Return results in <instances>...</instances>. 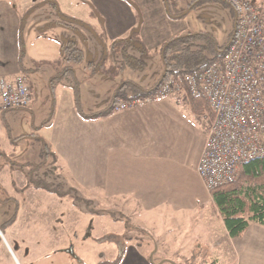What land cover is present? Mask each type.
<instances>
[{
    "label": "crops",
    "instance_id": "obj_1",
    "mask_svg": "<svg viewBox=\"0 0 264 264\" xmlns=\"http://www.w3.org/2000/svg\"><path fill=\"white\" fill-rule=\"evenodd\" d=\"M50 1L0 0V78L26 77L25 74L30 72L31 82L26 79L33 99L29 109L0 110V136H6L11 147L27 157L33 146L29 143L40 144L30 136L43 138L51 152L47 163L50 173L44 174L61 187L68 185V190L82 195H100L102 203L118 206L119 211L135 225V231L142 235L139 240L128 242L122 264H264V227L252 223L242 238L232 239L197 173L207 138L204 116L208 111L204 112L203 100L170 97L119 111L107 119L85 121L77 112L70 81L65 76L54 85L56 109L51 122L35 131L51 115L52 80L71 67L64 60L63 47L75 42L83 52L84 62L73 69L82 83V96L86 95L87 87L91 90L90 99L95 106L92 110L82 108L90 115L108 108L115 90L123 81H132L144 89L158 84L164 74L160 51L172 39L190 33L187 17L183 20L170 18L166 9L167 4L171 7L170 0L168 3L167 0H62L60 4L66 10L61 11L59 4L51 1L54 3L51 6L57 5L59 10L53 7L54 11H47L45 5ZM191 1L182 0L180 4L175 0L176 14L185 11ZM63 19L82 22L87 27L75 26L74 31L61 24ZM24 21L25 50L22 52L20 38ZM92 23L97 25L100 33H82L84 29L92 31ZM132 39L137 42L131 45L129 54L145 63L142 71L120 70L121 57L110 49L113 43ZM101 41L110 49V55L98 73L115 68L121 74L113 80L111 87L103 73L94 76L95 67L105 55ZM136 46L145 49L146 54L138 51ZM88 51L91 58L87 62ZM153 57L158 62L157 77L153 81L141 78L148 71ZM41 64L45 70L44 80L39 84L42 67L37 66ZM44 87L49 90L48 96ZM104 87L108 89L106 99L99 103ZM43 101H47L46 118L38 124L37 115ZM23 112L30 114L26 123L30 132L16 136L14 132L21 127L18 121L24 118ZM22 136L28 138L15 143L10 138ZM42 151L40 146L37 162H19L0 150L19 165L41 164ZM0 159L1 200L11 198L18 204L15 223L5 234L2 232L3 237L0 236V252L5 249L0 264H14V257L17 264L27 263V258L31 264L30 252L22 244L20 228H17L24 220L25 201L31 196L36 203L46 202L55 211L60 209L58 213L61 214V206L68 198L28 188V171L11 166L1 156ZM14 174L19 177L18 183ZM3 183L12 195H22L3 198ZM30 191L37 194L40 191L44 195L40 192V195H23ZM10 205H14V210L2 224L11 219L17 207L14 202L0 204V213ZM61 217L55 219L52 216L47 229L60 226ZM105 217L108 216H101ZM29 221L27 219L28 224ZM31 237L35 239L36 234ZM100 238L103 237L96 240ZM10 241L21 243L19 248L24 260L19 259ZM117 255L118 249L114 259Z\"/></svg>",
    "mask_w": 264,
    "mask_h": 264
},
{
    "label": "built area",
    "instance_id": "obj_2",
    "mask_svg": "<svg viewBox=\"0 0 264 264\" xmlns=\"http://www.w3.org/2000/svg\"><path fill=\"white\" fill-rule=\"evenodd\" d=\"M222 1L236 16L234 37L222 61L202 73L170 79L156 99L207 101V138L197 173L209 192L233 184L244 164L264 159V0ZM32 101L25 76L0 78L1 111L26 110ZM141 104L123 103L119 111Z\"/></svg>",
    "mask_w": 264,
    "mask_h": 264
},
{
    "label": "trees",
    "instance_id": "obj_3",
    "mask_svg": "<svg viewBox=\"0 0 264 264\" xmlns=\"http://www.w3.org/2000/svg\"><path fill=\"white\" fill-rule=\"evenodd\" d=\"M206 1L210 0L191 1V3L188 4L186 10L178 14H174L172 12V8L167 4L166 9L168 16L175 20H183L191 12L197 9L200 4ZM168 2L169 0H167V3ZM48 3L54 4L51 1L47 2L46 4ZM53 7L59 10L57 5H54ZM26 18L24 19L25 21ZM25 21L22 24V34L20 38L22 52H24L25 50L23 38ZM61 24L72 28L74 31H76L75 26L86 27V25L82 22L67 19H63ZM90 29L94 30L92 29V27H90ZM94 33H96L95 30ZM233 37L234 34L232 35L230 41L224 46L216 45L208 34L202 32H190L186 35L172 39L171 41L166 43L160 51L161 61L164 67V74L157 85L150 89H144L132 81H123L115 90L112 101L108 108L90 115L85 114L82 109V83L78 80L76 72L73 69V66L81 65L84 62V55L82 50L78 48L77 44L75 42H71L63 47L64 60L71 67H67V69L59 77L52 80V112L49 119L45 121V123L41 127L35 128V131L46 127L51 122L56 109L54 85L58 81L64 80L65 76H67L68 80L70 81L69 84L72 88L76 109L80 117L85 121L107 119L115 113L119 112V108L123 103L133 104L135 102H155L162 86L170 79L184 75H196L202 73L210 65L222 61L229 45L231 44ZM101 42V44L104 46L105 55L102 59V62H100L95 67L94 73H97L104 68L110 55V49L113 54L121 57L119 67L120 70L131 69L135 71H142L145 69L146 65L143 61L129 54V48L134 42H137L136 39H132L129 42L125 41L120 43H113L110 46V49H108L103 41ZM136 48L142 54H146L147 52L143 48L139 49V47L137 46ZM196 100L204 99H191V101ZM204 102L205 104L203 105V107L205 112L208 110V103L206 100H204ZM30 137L36 138V140L40 142L43 148V161L41 164L32 163L19 165L1 152L0 156L5 158L11 166L19 167L28 171V188H37L40 190H44L49 194L57 195L61 198H69L71 195H67L68 192H65L62 187L46 184L45 182L36 181L33 179L34 177L32 175L34 173L39 172L46 167L48 159L51 156V152L49 151V148L43 138L36 135H31ZM10 138L15 143L18 140L28 138V136H22L19 139H13L12 137ZM1 190L2 189L0 184V204L5 205L7 203L14 202L17 207L11 219L7 223L0 225L1 231L5 234L6 230L10 228L17 219L18 204L11 198L6 201L1 200ZM73 192L76 195H73L70 198L72 199L74 205L82 210H85L86 213L93 214V211H91L92 202L81 199L77 195V192H75L74 190ZM210 194L213 200L214 207L223 220L224 225L232 239L242 238L246 234L252 223H256L264 227V159H256L244 164L239 169L237 180L233 184L210 191ZM82 203L85 204L84 208ZM94 214L108 216L115 222L123 223L127 231L136 230V227L135 225H133L131 220L122 213L105 211L98 213L94 212ZM128 239H122L116 235H106L103 238L97 239L96 242H98L99 244H113L118 249V255L116 259L109 261L107 260L105 255L102 254L100 256L101 258L98 264H122L126 256L128 241H132V238ZM1 242L2 240L0 238V243Z\"/></svg>",
    "mask_w": 264,
    "mask_h": 264
},
{
    "label": "rangeland",
    "instance_id": "obj_4",
    "mask_svg": "<svg viewBox=\"0 0 264 264\" xmlns=\"http://www.w3.org/2000/svg\"><path fill=\"white\" fill-rule=\"evenodd\" d=\"M51 1L58 3L60 8L62 9V10L60 9L61 11L66 10V7H62L63 5L61 6L60 4L63 3L62 0H51ZM179 2L180 4H182V0H179ZM170 4H171L172 12L174 14L177 13L175 7V0H170ZM45 7H47V11H54V8L53 6H51V4H46ZM78 17L81 18L80 16ZM187 20L191 28L190 32L193 33L202 32L208 34L211 37V39L214 41V43L219 46L226 45L230 41L232 35L235 33L236 30L235 13L231 8V6H229L223 1L210 0L203 2L202 4L199 5V7H197V9H195L187 16ZM91 26L97 33H100V30L98 29L96 24H94V26L93 25ZM94 30L89 31L84 29L82 30L83 31L82 33H94ZM89 54L90 51H88L87 53V62L90 61L91 58ZM155 60H157V58L156 59L154 58L153 62L149 63L148 71L144 72V74L140 76L141 78L146 77V79H150L152 81L155 80V77H157L156 72H157V64H158V62L156 63ZM100 62H102V60ZM51 66L52 68L57 67L54 65ZM37 67L38 68L42 67L41 74L39 76V78L42 80L39 82V84H41L44 80L43 71L45 70V66L43 67V65L41 64L38 65ZM104 70L105 71H102L100 73H103L104 78L106 77L108 78V82L111 87V83H113V80L118 76H120L121 74L115 68L111 69V71H108L106 69ZM100 73L97 72L95 73L94 76ZM25 75L28 78V80H30L31 82L32 79L31 73L27 72ZM79 76L82 77L80 72H79ZM44 90H45V94L48 96L49 90L45 87ZM86 90H88L89 93H87ZM98 90L100 89L98 88ZM107 90L108 89L104 87L103 95L100 96L101 101L99 103L105 101L106 99L105 93ZM90 91L91 90L87 87L85 89L86 95L83 94L82 96V108H85L86 110H92V108H94L95 106V104L93 105L90 99L92 95ZM46 102L47 101H43V104L40 106L41 112L37 115V121H36L38 124L46 118V108H47ZM23 116L24 118L18 121L21 127L17 130L15 129L14 134L16 136H19L21 134H27V132H30V129H28L26 125L27 121L30 120V114L27 112H23ZM29 144L33 145L30 151V156L27 157L26 155L25 156L19 155L20 150L18 149L16 150V148H12L6 136H0V150L6 153L11 158H13V160L19 162H23L24 160H29L31 162L39 161L38 159L39 156L36 154L41 145L35 141L30 142ZM0 162L2 163L1 159ZM46 166L47 167L46 169L44 168L45 170L43 172L34 173L32 175L34 177L33 179L36 181L44 180L46 181L45 182L46 184L61 187L62 185H60L54 179L50 178V176H47L50 173V168L48 167V165ZM44 173H46L47 175ZM14 176L16 182L18 183L19 182V180L17 179L18 175L14 174ZM2 185L4 189L3 190L4 194H2L3 198H5L7 195L12 197L16 195H22L21 193L12 195L10 191H8V189L5 187V184L3 183ZM64 186L62 188L64 189L65 192H68L67 195L69 196L71 195L70 197L76 195L74 194L73 190H68L69 187L68 185H64ZM39 192L37 194L35 191H30L29 194L25 193L23 195H40ZM41 195L44 194L41 193ZM77 195L83 200L92 202L91 211H93V214L86 213L85 210L76 207L70 197L66 199L63 206H61L62 207L61 214H59L58 211L60 209L55 211L52 207L48 205V203L46 202L36 203V200L33 201L34 199L31 196L30 197L28 196L27 201H25L27 202L26 204L27 206L25 208L26 210L24 211V213H22L24 216L23 218L24 220H22L21 225L20 226L18 225L19 227L17 228L18 229L20 228L18 232L21 236L20 239L22 244L27 246L26 251L28 250L30 252L31 264H80V262H82L83 264H98L100 262V258H101L100 256L102 254L106 255V258L109 261L114 259L115 254L117 252V248L113 244L111 245L99 244L98 242H96L97 237H104L106 235H116L122 239L132 238L133 240V239L142 238V235H140L141 233L139 234L135 230L127 231L123 223L115 222L109 217L101 218V215L94 214V212L98 213L105 211L121 213L116 204L112 205L111 203H109L110 205H107L106 203H102V198L100 195H82L80 193H77ZM21 197L22 196H20V198ZM82 205L84 208L85 204L82 203ZM13 210H14V205H10L7 208L1 210L0 225H2L4 220L10 218ZM60 215H62L60 219V221H62L61 225L56 227L54 226L52 228L49 227V229H47L46 225L50 223L51 217L55 216L56 219L57 217H60ZM27 219L30 220L29 221L30 224L27 223ZM34 233L36 234L35 239L31 237V235H33ZM75 234L77 235L75 236ZM120 234L123 235L119 236ZM26 235L27 236L29 235V238L26 237ZM10 242L13 247V250L19 257V259H21V261L24 260L22 258V254L19 248V244L21 243L20 242L17 243L16 241H10ZM225 247L228 248L229 246L226 245ZM71 250L73 251V254L67 253L68 251ZM3 251L5 252V249ZM4 252H0V256H4L3 254ZM14 260H15L14 264H17L15 257ZM28 260L29 259L27 258V263L23 261L24 264H30Z\"/></svg>",
    "mask_w": 264,
    "mask_h": 264
},
{
    "label": "water",
    "instance_id": "obj_5",
    "mask_svg": "<svg viewBox=\"0 0 264 264\" xmlns=\"http://www.w3.org/2000/svg\"><path fill=\"white\" fill-rule=\"evenodd\" d=\"M0 236L3 237V234H2L1 229H0ZM67 253H69V254H73V251L71 250V251H68Z\"/></svg>",
    "mask_w": 264,
    "mask_h": 264
}]
</instances>
